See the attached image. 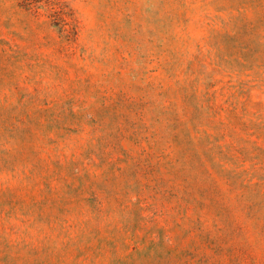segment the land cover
<instances>
[{"label": "rangeland", "instance_id": "rangeland-1", "mask_svg": "<svg viewBox=\"0 0 264 264\" xmlns=\"http://www.w3.org/2000/svg\"><path fill=\"white\" fill-rule=\"evenodd\" d=\"M0 264H264V0H0Z\"/></svg>", "mask_w": 264, "mask_h": 264}]
</instances>
